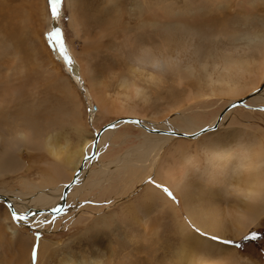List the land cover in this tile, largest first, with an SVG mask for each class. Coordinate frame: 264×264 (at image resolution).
<instances>
[{"label":"rangeland","instance_id":"obj_1","mask_svg":"<svg viewBox=\"0 0 264 264\" xmlns=\"http://www.w3.org/2000/svg\"><path fill=\"white\" fill-rule=\"evenodd\" d=\"M243 1L229 0L228 3H224L221 0L217 1L218 4L216 2L213 4L211 0H115L114 5L117 3L116 7H112L108 0H75L74 7L71 9L67 0H62L60 17L54 19L50 14L49 0H0V84L5 83V80L13 75L14 86L20 92L18 101L13 104V107H17L14 111L24 104L30 106L29 108L34 111L33 116L36 121L43 123L42 125L38 124V126L43 130H50V133L54 131V134L61 135L60 140L63 145L69 142L76 147L78 133L76 134L75 128L78 125H82L86 130L87 139H93L95 135L110 124L134 121L127 118L129 116L113 113V110L120 109L122 104L126 106L125 108H131L140 114L139 119H136L139 122L155 123V120L161 125L162 123L165 124L168 118H175L180 110L183 112L193 106L197 94H209L211 89L219 90L215 88L219 84L216 85L214 81H219L221 73L225 79L233 77L235 80H239L238 77H240L241 80L243 78L245 72L243 74L236 71V74L233 71L234 74L230 75L232 70L229 69L232 67H228L229 58L236 60V57L240 55L250 57L255 54L251 50L249 52L245 43L235 44L236 46L232 43L228 45L221 34L214 33V29L210 34L211 36L204 39L206 44L204 43L201 48L196 44L197 40L186 41L184 37L183 40L176 39L174 43L170 44L169 41L167 42L169 39L167 35L158 33L157 36V29H150L149 23L151 25L169 23L163 18L162 9L166 8L171 13L173 11V14L182 13L183 23L186 26L200 24V19L210 15L216 17L219 23L228 26L232 24L231 27L238 30L243 29L239 27L238 21L243 23V19L240 20V17L242 18L244 15L254 14L252 16L264 21V3L262 5L259 3L260 5L248 9L247 7L250 5L247 4H250L252 0ZM244 5L247 6L244 7ZM139 7L143 12L141 17L138 16ZM203 8L205 9L200 11ZM119 9L121 12L117 13ZM74 20L76 23L73 25ZM54 25L63 33L68 55L73 61L72 65H69L57 51L53 50L52 44L48 40V34L53 30ZM142 25H148L149 29L139 30ZM188 27L190 31L192 30L189 33H192L193 36L199 35L196 33L198 28L202 30V27ZM231 27L229 26V31L234 30ZM143 33L145 35L141 36ZM136 37L145 42L146 45H151V49L148 50L144 47V50L145 52L153 51L157 56L154 66L140 63L138 57L134 56L135 51L137 54L140 53L134 47ZM131 39L133 42L130 41ZM239 45L240 48H243L242 46L245 48L241 50ZM237 46L239 50H234L233 47ZM157 63L158 66L166 65V70L164 66L161 70L156 68ZM170 63L172 67L176 66L175 72L167 70ZM223 67L227 69V72L223 70ZM88 69H91L92 72H88ZM183 71H187L189 75ZM91 76L96 77L97 83L99 81L101 84L98 91L103 90L105 103L96 100L91 86L93 82L89 81V79L94 80L95 78H91ZM181 76L185 78H181ZM245 76L243 81L241 80L242 84L244 80H249L247 74ZM211 83L213 84L210 85ZM66 85H69L73 92L64 91ZM220 86L218 87L220 88ZM215 100L216 98L207 100L205 104L210 106ZM203 102L201 101L202 105ZM104 105H107L108 111L111 110V112L106 111L108 114L104 112ZM216 108L217 106H214V109ZM250 111L244 110L246 113L233 117L235 122L234 120L230 121L244 124L242 126L250 130V136L246 135L248 137L245 136V139L229 138L223 142L222 147L224 146L229 151L226 153L229 154L224 156L223 164L221 163L224 167H219L218 171L228 172L230 170L228 176L219 177L221 182L213 185L211 180L209 181L207 173L204 176H199V173L196 177L192 175L190 182L195 184L192 188L193 193L191 192L194 203L192 204L198 206L200 210H212L217 206L215 207L218 210L216 212L225 217L226 210L233 211L231 209L238 203V196L235 193V191L237 192L236 186H242L245 179V173H239L237 170V174H235L232 171L237 164L241 163L242 157L245 155V150L238 144L241 143L240 140L244 143L248 142L247 145L264 142V110L254 109ZM210 116L207 120L214 118L212 115ZM229 118L224 119L228 120ZM56 119L60 120V124ZM44 121L46 122L44 123ZM47 121H54L56 124L53 122L55 126H52L51 122L48 123ZM1 131L2 129H0ZM138 132L136 129L132 133L137 135ZM218 136L220 137V135ZM215 138V136L210 135L209 140L213 141ZM200 140L205 143L203 138ZM183 141L184 145L177 154L176 151L179 146L177 143H168L164 151L167 156L169 151L173 153V157L168 156V160L171 163H178V166L181 167L179 173L188 169L194 174L195 169L188 161H184L181 150H185L184 156H191L199 164H204L206 157L202 149H199L195 143L193 145L191 142ZM133 142L117 148L114 152L110 151L109 154L107 153L109 148L106 147L104 150L106 153L103 154L105 156L101 160L105 164L112 161L113 163L117 162L119 157L124 158L128 150L138 145ZM140 148L138 147V149ZM164 151H162L163 154ZM160 157L156 158V164L151 171L146 173L137 171L135 174H127V176L130 175V178L128 177L124 183L115 182L113 184L114 180L107 177L110 182L108 185L106 184V187H96L94 188L95 192L93 191L88 198H75V202H69L68 210L66 209L67 213H60L58 216L62 220L64 219L63 225L68 224L67 229L58 228L56 225V230H54L51 228L52 223L41 228L29 225L24 228L21 227L20 232L23 236L30 237L34 243L26 241L22 245V238L15 241L10 239L11 231L7 229L9 224L3 221L4 213L7 216L10 211L4 202H0L2 209L0 210V264L27 262L31 258L29 255L32 256L34 247L38 246L39 253L43 241L51 244H62V246L52 247L49 254L41 259V262H39V254L37 253V259L33 261L31 258L30 264H60L63 255L75 258L78 264H86V262L94 264V258L97 260L95 264H264V216L261 217L257 225L251 226L244 235L236 238L232 236L233 233L230 230L232 229L230 219L227 221L229 231L226 236L208 234L209 232L202 231L193 224L187 215L180 195L172 192L168 186L156 178ZM17 161L19 168L28 167L26 170H20L17 174L4 179L3 183L6 189L11 191L22 189L25 180L43 185L58 183L55 180L52 181V174L47 165L54 161L44 151L23 149L19 153ZM181 164L182 166H180ZM227 165L229 167L226 169ZM214 169L217 170V168ZM205 178L207 180L204 181ZM111 182L112 184H110ZM202 183H205L204 187ZM156 185L168 188L175 196V200L168 198L167 194L161 188H157ZM151 187L157 189L156 192L151 191ZM105 188L110 189V191L107 192ZM163 196L172 201L173 206L178 211V220L186 223L191 231L211 240H213V236L218 237L219 239L213 241L227 248L225 250L226 258L219 259L211 255L203 261L195 259V261L189 262L179 259L177 253L184 242V238L180 233L179 222L176 221L174 213L162 202ZM64 199L63 197L62 202ZM95 205L108 207H104L102 212L96 213L93 211L94 208H97ZM73 209L75 212L71 217L69 215ZM123 212L125 215L122 214ZM104 214L108 215L106 222L100 217ZM117 215H119L118 218ZM112 216H115L118 221L112 219L114 218ZM49 217L46 215L44 219ZM66 217L71 218V220L66 219ZM98 221L100 224H96L97 227L102 226V228H97L94 224ZM89 226H92V229L96 228L94 230L88 229ZM83 232L85 233L83 234ZM37 233L39 239H37ZM254 234L258 237L257 239H251ZM225 240H230L233 243H222Z\"/></svg>","mask_w":264,"mask_h":264},{"label":"bare ground","instance_id":"obj_2","mask_svg":"<svg viewBox=\"0 0 264 264\" xmlns=\"http://www.w3.org/2000/svg\"><path fill=\"white\" fill-rule=\"evenodd\" d=\"M108 1L110 6L116 7L115 5L117 3H115L114 5L115 0H108ZM211 1H213L214 4V2L217 3V1H221V0H211ZM67 2L71 7V9H73L75 0H67ZM223 2L228 3L229 0H223ZM242 2L244 1L242 0ZM259 3H261L262 5V3H264V0H252L250 4H247L250 5L247 8L252 9L253 6L258 5ZM247 5H244V7H246ZM204 9L205 8L201 9L200 11H203ZM162 11H163L164 20L169 23L153 24V25L149 23L150 25L149 27L150 29L153 28L157 29L156 30L157 36L158 33L167 35V37L169 38L167 42L169 41L170 44L172 42L174 43L176 39L179 41L180 39L183 40L184 37L186 41L192 42L194 40H197L196 44H198V46L201 48V46L205 43L204 39H206V37L208 36H211L210 34L213 29H214L213 30L214 33H219L226 39L228 45H231V43L232 45L239 44L241 42L243 44L245 43L246 48L249 49V52L251 50L255 55L254 56L251 55L250 57H245V56L242 57L240 55L239 57H236L237 58L236 60L229 58L227 63H229L228 64L229 68L232 67L231 69H229L232 70L230 71V75L233 73V71H235V73L237 71V73H243V74L245 72V75L247 74L250 81L247 80L249 81L247 82L246 80H244L242 84L241 80L243 81L244 77H246L245 75L243 76L242 74H240L243 76L241 80L240 77L236 75L239 78V80H235L233 77L225 79L224 76L221 75L222 73L221 74L219 73L221 78L218 79L219 81H214L216 85L217 84H219L218 86L221 85L220 88L218 86L215 87L219 90L216 91V89L215 90L211 89V92L209 94L196 93L197 94V96H195L196 101L194 99L195 102L194 103L192 102L193 106H191L189 109L183 112L180 110V113H178L175 118L174 117L173 119L168 118L165 121L166 123L165 124L162 123V125L160 124V122H156L155 120H154L155 123L139 122V120L136 119H139L140 114H138L135 110L131 108H125L126 106L125 105L123 106L122 104L120 106V109L113 110L114 111L113 113L129 116L127 118L129 119L131 118L134 121L136 120L138 123H132L133 121H123L119 123L110 124L107 126L105 130L100 131L97 135H95L94 137L95 139L94 138L87 139V137L85 136L86 130L82 125L77 124L78 126L75 128V131L76 134L78 133V136L76 135L78 137L77 140L78 144L76 143V147H75L72 146L74 144L71 145L69 142L63 145L60 140L61 135L58 134L59 132L57 133L58 135H56V133L55 134L53 133L54 131L50 133V130L47 131L41 129L38 126V124L42 125L43 123L36 121V119L33 116L34 111L31 110L29 108L30 106H28L27 104L18 107V109L14 111L17 107L15 106L13 107V104L18 101L20 97L19 96L20 92L14 86V79L12 78L13 75L8 77V79L5 80V83L0 84V129H2V131L0 132V202H4L10 211V214H8L7 216L6 213H4L5 216L3 221L8 222L9 224L7 225L8 226L7 229L11 231L9 236L12 241L22 238V245L26 241L33 242V240L30 237H24L23 234L20 232V229H22L21 227L24 228L27 225L32 226L35 223V221H30L29 223L14 222L11 218V212L13 210L16 211L17 213L23 214L28 209L45 210L47 208L44 211V214L37 217L36 220L37 221L44 220V217L46 215L50 216L48 218L49 220L55 219L56 217L52 216V214L48 210L52 209L53 207H61L63 203L62 202L63 197L65 198L63 200L65 205L64 206L65 211L62 212V214L63 213L66 214L67 213L66 211L68 210L69 202H75L76 200L75 198L77 199L78 198L84 199L85 197L88 198L89 195L93 193V191L95 192L94 188L96 187H100V188L106 187V184L108 185V183L110 182V180H107V177L112 178L114 180L113 184H115V182L124 183L130 176V175L127 176V174H135L137 173V171H142L146 173L148 171L153 170L154 165L156 164L155 163L156 158L160 157L161 155L162 156L159 159V168L158 170H156L157 172L156 178L160 179V181L164 183L166 186H168L172 190V192L178 193L180 195V197L182 198V202L184 204L183 206L187 212V215L190 217L193 224L198 226L202 231L209 232L208 234L212 233L216 235L226 236L229 231L227 226V221L230 219L231 220L230 224L232 225V229L230 230L231 233H233L232 236L236 238L244 235L251 226L257 225L261 217L264 216V196H262V193H264V144H263L264 142L251 143L247 145L248 142L244 143L242 142V140H240L241 143H239L238 145L245 150V155L242 157V160L240 159L241 163L237 164L232 169V171L235 174H237L236 172L237 170L239 171V173H245V179L242 186L241 185L236 186L237 192L239 193L240 196V198L238 197L237 199L238 203L236 202L237 204L234 205L235 207L231 209L233 211L226 210L225 213L227 214L225 217L222 216L221 213L218 214L216 212L218 211L215 208L217 206H215L214 208L212 206L213 208L212 210L208 209L205 211L200 210L196 205L195 207L193 205L194 203L192 202L193 198L191 194V192L193 191L192 188L195 184L193 185L190 182L192 175L193 177H196L197 173H199L198 174L199 176H204V174L207 173V176L209 177V181L211 180V183L213 185L217 184V182L220 183L221 181L219 180V177L226 176L230 172V170L228 172L218 171V168L223 166L221 165V163L222 160L225 158L224 156L226 154H229L226 153L229 151H227V149L224 148V146L222 147L223 142H226L229 138L237 137V139H242V138L245 139L246 135L250 136L249 135L250 130L245 129L244 126H242L244 124L241 125L238 123H232L230 121L234 120L233 117H235L236 115L241 113H246L247 111L251 112L250 110L252 111L254 109L264 110V21L257 19L255 16H252L254 14L244 15L242 16V18L240 17V20L243 19V23L242 21H238L240 24L239 27L243 29L238 30L234 27H231L232 24L231 25L229 24L231 28H234L233 31H229L228 25L219 23V20H217L216 17L210 15L209 17H205V18L203 17L202 19H200V24L188 25L193 28L202 27V30L198 28L196 32L199 35L193 36L192 33H189L192 30L190 31L189 27L184 25L183 23L184 19L182 13L173 14V11L171 10L172 11L171 13L168 10V8L162 9ZM120 12L121 9L117 10V13ZM138 13H139L138 16L141 17L143 12L141 11L140 7L138 8ZM153 15L156 16L155 14ZM75 23L76 21L74 20L72 24L74 25ZM147 26L142 25L139 27L140 28L139 30L144 31V29H149V27ZM225 31H227V33H224ZM182 33H184V35H182ZM143 35L145 34L143 33L141 36ZM149 39H151V36H149ZM130 41L133 42V39H131ZM51 46L53 47V45ZM134 47L137 48L138 51L140 52L138 54L136 53V51L134 52V56L138 57L140 63L152 66L157 61V56L154 54L153 51L145 52L144 50V47L148 48V50L151 49V45H146L145 42H142L141 39L137 38L134 41ZM242 47L243 48H240L241 50L245 48V46ZM233 48L234 50L237 49L239 50L238 46ZM245 53L247 54V52ZM154 55L156 56L155 58ZM158 63L155 67L161 70L164 65L158 66ZM165 66L164 69L166 70ZM171 67L172 66L170 63L167 70H170L171 72H175L176 66L172 68ZM202 67L205 66L202 65ZM160 70L158 71L160 72ZM223 70L227 72L226 71L227 69L224 67ZM88 72L91 73L92 70L88 69ZM185 73H187V71ZM161 74L164 73L162 72ZM92 77L94 76H91V78ZM182 77L185 78L184 76H181V78ZM94 78H95L94 80L89 79V81L93 82L91 86L94 91V96L97 101L101 103H105V99L103 97V92H102L103 90L98 91V88L100 89L101 84H99V81L97 83L96 77ZM210 82H212V80H210ZM212 84L213 83H211L210 85ZM65 90L67 92L72 91L69 85H66L64 87V91ZM215 98L216 100L212 101L213 102L212 105L208 106L207 104H205V101ZM201 101H204L203 105ZM104 106H103L104 112L108 111L109 107L107 105ZM214 106H217V108L214 109ZM244 110L246 112H244ZM108 112H111V110ZM108 112L106 113L108 114ZM210 115H212V118L213 117L214 118L212 120L209 119L207 120V118ZM228 117H230L228 120L224 119ZM56 121L58 120L56 119ZM45 122L46 121H44V123ZM53 122H51V125L55 126L54 125L55 122L54 123ZM59 122L60 120L58 121V123ZM113 125H115V127H113ZM134 128H136L139 131L137 135L132 133L134 130H136ZM173 133H177V134L173 135ZM98 135H100L99 138H97ZM210 135L215 136L216 138L213 141H210L209 140ZM218 135H220V137ZM202 138L205 140V143L200 140ZM183 140L191 142V144L195 143V145L199 149H202L206 157V159L204 157L205 159V162L203 161L204 164H199L198 162L194 161V158H192L191 156H184L186 152L185 150L183 151L181 150L183 155L182 158L184 159V161L185 160L188 161L191 164V166L195 169L194 174L188 171V169L183 170L184 171L183 173H179V169L181 167L178 166V163L177 164L173 162L171 163L168 160L169 159L168 156L173 157V153L169 151L167 156L166 155L167 153H165L164 151V149L167 147V144L173 141L172 143L174 144L177 143L179 145L176 151L177 154L178 150H180V148H182V146L184 145ZM132 141H134L133 143H136L138 145L135 148L128 150L124 158L119 157L117 159V162L113 163V161L112 162L109 161L110 163L108 164L107 163L105 164V162L101 160L102 157L105 156V155L103 156V154L106 153V151H104L106 147L109 148V150H107V153L109 154L110 151L114 152V150H116L117 148L126 145L127 143H131ZM95 142H97L96 145ZM104 144L105 146H103ZM97 145L99 146L98 148ZM138 147L141 148L138 149ZM23 149L37 150L42 152L44 151L45 153L49 154L54 162L48 163L47 165L49 168L48 167L47 168L50 169L51 171L52 181L55 180L58 183L49 184V185H47L46 183V185H43L25 180L22 184L23 187L22 189H19L17 191H11L6 189V186L3 183L4 179L10 177L13 174H17L18 172H20V170L21 171L26 170L28 167L27 166L26 168L24 167L19 168L17 166V162H18L17 157L19 153L22 152ZM170 150H171V146H170ZM162 151H164V154ZM180 160L182 161V159ZM239 165L243 166V170H241ZM180 166H182V164ZM228 167L229 166L227 165L226 169ZM214 168H217V170L215 171ZM205 180L207 179L205 178L204 181ZM110 184H112V182ZM152 188L153 187H151L150 190L151 191L154 190L156 192L157 189L155 190V188L154 189ZM105 190H107V192L110 191V189L108 188H105ZM85 192L87 194H84ZM164 198L165 196H163L162 202L165 204L166 207L170 208L171 211L174 213V216L176 217V221L179 222L180 233L184 238V242L180 247L179 252L177 253V257L179 259L188 260L189 262L195 261V259H199L200 261H203L206 257H209L211 255H214L219 259L226 258L225 255H227V253L225 252V250H227V248L225 246L191 231L188 225H186V223H184L182 220H178V211L177 208L173 206L172 201L168 200L167 198L165 199ZM155 200H159V199H155ZM104 207L107 208L108 206L106 205L101 207L97 206V208L94 209L92 208V209L94 212L100 213L102 212V209ZM75 209H73L72 213L69 216L73 217V213L75 212ZM0 210L2 209L0 208ZM112 213L114 214L115 212ZM122 214H124V212ZM64 215L62 216L64 217ZM118 216L119 215H117V218ZM100 217L104 222H106V218L108 217V215L104 214V216L101 215ZM112 217H114L112 219H115V216ZM67 218L69 217H66V219ZM69 219L71 220V218ZM63 220L62 218L58 217L55 220V223L54 224L52 223L53 226L51 225V228H54V230H56L55 226L57 225L58 228L67 229L68 224L63 225ZM115 220L118 221L117 219ZM98 223L99 221L94 224L96 225ZM42 226L44 225H41L39 228H41ZM96 227L92 229V226H89L88 229L94 230ZM98 227L102 228V226H98ZM86 232L88 231L86 230ZM84 233L85 232H83V234ZM54 246L58 248L61 247L62 244H57V243L51 244L47 241L41 242V247L38 253L39 262H41V259H44L45 255L49 254L50 250ZM30 257L31 256L29 255V258ZM94 259L93 260L95 264L97 260L96 258ZM30 262H31V258L27 262L24 263L22 262V264H30ZM60 264H78V261H76L75 258L71 256L63 255V258L60 259ZM86 264L89 263L86 262Z\"/></svg>","mask_w":264,"mask_h":264},{"label":"snow or ice","instance_id":"obj_3","mask_svg":"<svg viewBox=\"0 0 264 264\" xmlns=\"http://www.w3.org/2000/svg\"><path fill=\"white\" fill-rule=\"evenodd\" d=\"M62 3V0H49V5H50V14L54 19H59L60 17V5ZM48 40L49 42L53 45V50L57 51L58 54L69 64L72 65L73 61L71 57L68 55L67 52V47L65 45L64 39H63V33L62 31L56 27L55 25L53 26V30L48 34ZM132 123H138L137 121H133ZM115 127V125H113ZM177 133H173V135H176ZM99 146L97 145V148ZM157 188H161L164 193L167 194V196L175 200V196L173 193L165 187H162L161 185H156ZM14 208V206H13ZM45 210L42 209H28L26 210L23 214L17 213L16 211L11 212V218L14 222L17 223H29L30 221H35V223L32 225L33 227L39 228L41 225H46L49 223H55V219H44V220H39L37 221L36 218L43 215ZM54 217H58L60 213L64 212L63 207H53L52 209L48 210ZM258 237L254 234L251 239H257ZM37 239H39V234L37 233ZM213 240L219 239L216 236L212 237ZM224 244H229L233 243L230 240H225L222 241ZM37 253H38V246L34 247L32 251V260L35 261L37 259Z\"/></svg>","mask_w":264,"mask_h":264},{"label":"clouds","instance_id":"obj_4","mask_svg":"<svg viewBox=\"0 0 264 264\" xmlns=\"http://www.w3.org/2000/svg\"><path fill=\"white\" fill-rule=\"evenodd\" d=\"M239 167L241 168V170H243V166H240V165H239ZM234 191H235V190H234ZM235 193H236V195L240 198L239 193L236 192V191H235ZM262 196H264V193H262Z\"/></svg>","mask_w":264,"mask_h":264},{"label":"water","instance_id":"obj_5","mask_svg":"<svg viewBox=\"0 0 264 264\" xmlns=\"http://www.w3.org/2000/svg\"><path fill=\"white\" fill-rule=\"evenodd\" d=\"M107 127H105L104 129H102L101 131H103V130H105ZM100 137V135H98L97 136V138H99ZM97 144V142H95V145ZM64 206V201H63V203H62V207Z\"/></svg>","mask_w":264,"mask_h":264}]
</instances>
